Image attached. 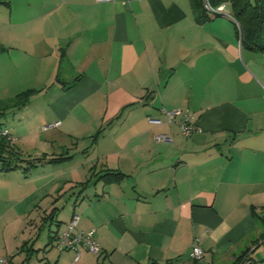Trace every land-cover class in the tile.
Returning <instances> with one entry per match:
<instances>
[{"label":"crops","instance_id":"1","mask_svg":"<svg viewBox=\"0 0 264 264\" xmlns=\"http://www.w3.org/2000/svg\"><path fill=\"white\" fill-rule=\"evenodd\" d=\"M30 89L5 129L37 139L48 158H70L0 172V239L10 225H30L39 198L61 188L31 172L80 152L98 178L72 186L57 226L79 215L102 250H83L77 263L65 250L74 264H234L244 252L264 264L255 257L264 249V51L242 45L232 16L207 17L200 0H0V99ZM177 109L194 115L189 137L180 116L166 122L164 110ZM106 171L125 176L105 182ZM36 239L16 255L6 247L9 264H51L32 263Z\"/></svg>","mask_w":264,"mask_h":264},{"label":"rangeland","instance_id":"2","mask_svg":"<svg viewBox=\"0 0 264 264\" xmlns=\"http://www.w3.org/2000/svg\"><path fill=\"white\" fill-rule=\"evenodd\" d=\"M226 3L228 9L231 10L230 3ZM17 116L16 110H7L6 115L0 120V123H2V128L13 129V125L17 122ZM11 136L14 146L18 148L25 157H35L37 155L41 156L50 154L45 153L47 152L45 149H40L41 153H39L38 140L34 139L33 137L22 141L17 137H13V135ZM81 144L82 147L87 146L88 140L83 141ZM84 161L85 158L82 157V154L77 152L71 161L62 164L50 165L45 173L36 174L35 170L31 172L29 175L31 179L30 181H35L39 177L40 181H59L60 186L58 185L56 190L61 187L59 189L61 192L58 191V193L55 195H52L53 193L47 196L42 195V197L39 198L40 200L37 202L36 206L34 205V207L31 208L30 217L28 218L30 225H21L19 227H17L18 225L15 227L10 225V227L7 229V232L4 233V237H1L0 239V249L4 250V253H0L1 257L8 256L7 254L9 253L5 251L6 247L7 250L12 252L10 255H16L18 254V246H20L21 243H23L25 240H28L29 238L37 237L34 244L33 255V259L35 260L32 263H38L42 257H45L47 261L50 260L49 262L51 264L56 259H59L58 264H74L72 253L70 254L67 251L59 253L54 248L50 250L47 248L45 251L44 247L48 242L49 231L51 235H54L57 230H61L57 225L61 222L62 218H64L63 216H65L70 210L69 198L73 195V190L75 189H72V186L80 185L81 188H83L87 185L92 187L94 186L95 181H97L98 177L96 174L99 173V170L97 171L95 168L91 167L90 164H82ZM18 173L21 175V172ZM51 191H53L52 188ZM54 201H59L61 204L58 203V213L51 217V204L54 203ZM60 225H63V223H60ZM263 256L264 249L260 245L255 253V257L262 258ZM22 258L20 260H22Z\"/></svg>","mask_w":264,"mask_h":264},{"label":"trees","instance_id":"3","mask_svg":"<svg viewBox=\"0 0 264 264\" xmlns=\"http://www.w3.org/2000/svg\"><path fill=\"white\" fill-rule=\"evenodd\" d=\"M213 7H217L223 2H228L231 5V14L237 24L238 33L241 36L242 45L252 51H264V0H210ZM202 10L205 16H217L220 14L212 15L203 6V0H200ZM36 90L30 89L17 94L10 99H0V120L6 115V111L12 108H20L28 103L32 94ZM0 123V129L2 128ZM105 126L101 127L93 137L92 146L97 141L99 136L103 134ZM70 158V156L59 155L56 157L48 158L46 155L40 157H25L18 148L13 144V140L9 137L0 136V172H9L13 170H22L24 173H29L33 168L39 165L61 162ZM125 176L124 173L119 171L111 172L106 171L101 175L105 182L119 181ZM57 207L51 210L50 216L57 214ZM264 226V217L261 218ZM59 224V223H58ZM264 237V233H263ZM54 235H49V241L45 247L51 246L53 243ZM33 246H31L32 248ZM244 252L239 256L234 264L246 255ZM264 263V259H263Z\"/></svg>","mask_w":264,"mask_h":264},{"label":"built area","instance_id":"4","mask_svg":"<svg viewBox=\"0 0 264 264\" xmlns=\"http://www.w3.org/2000/svg\"><path fill=\"white\" fill-rule=\"evenodd\" d=\"M111 1V0H107ZM229 4V3H228ZM204 8L209 11L212 15L215 14H225L232 16L231 12L227 7V3L223 2L217 7H213L211 5L210 0H203ZM241 37V36H240ZM166 115V122L168 124H173L176 122L177 116H180L179 126L182 134L189 137L195 131L199 129L197 124L193 122L194 115L189 109L185 110H164ZM148 120L152 124L161 125L164 123V120L159 117L149 116ZM0 136L9 137L12 139V136L7 129H0ZM157 140H167L169 137L165 134H159L156 136ZM79 223V215L73 214L72 217L67 221L66 227L62 231H56L53 238L52 245L58 249L59 251L65 250H74L76 252V256L74 258V262H78L82 251L87 250L89 252L99 254L102 250L100 243L96 239V229L91 228L89 230H82L78 227ZM204 256V250L200 244L199 238L194 240L192 245V249L190 251V257L196 261L202 259ZM10 257H1L0 256V264H9ZM255 260L250 256V254H246L239 261L238 264H255Z\"/></svg>","mask_w":264,"mask_h":264}]
</instances>
